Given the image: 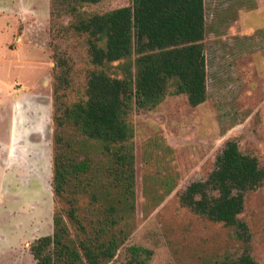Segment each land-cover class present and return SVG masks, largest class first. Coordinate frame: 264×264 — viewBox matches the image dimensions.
<instances>
[{"label": "rangeland", "instance_id": "rangeland-1", "mask_svg": "<svg viewBox=\"0 0 264 264\" xmlns=\"http://www.w3.org/2000/svg\"><path fill=\"white\" fill-rule=\"evenodd\" d=\"M131 3L100 0L82 9L89 16ZM205 4L206 101L195 107L187 95L171 94L152 109L131 111L129 140L111 149L87 140V154L101 175L93 180L100 190L112 179L108 167L113 153L121 147L134 156L130 235L106 264H138L133 245L151 250L147 264H222L244 249L236 227L195 213L180 195L191 182L209 177L228 140H236L264 166V0ZM50 9L51 0H0V264H35L30 244L53 232L55 209L68 208L74 198L80 218L90 223L94 217L95 188L88 184L93 172L73 182L59 203L52 189L54 86L60 72L54 57L67 58L71 66L65 105L86 98L94 66L85 36L66 33L70 17L57 21L60 32L52 37ZM16 112L24 115L19 126ZM60 131L76 149L82 148L78 130L66 126ZM112 192L120 196L117 188ZM240 217L250 227L254 258L264 264V184L246 194Z\"/></svg>", "mask_w": 264, "mask_h": 264}, {"label": "trees", "instance_id": "trees-1", "mask_svg": "<svg viewBox=\"0 0 264 264\" xmlns=\"http://www.w3.org/2000/svg\"><path fill=\"white\" fill-rule=\"evenodd\" d=\"M99 1L51 0L52 37L60 32L57 21L70 17L66 33L85 36L94 66L89 72L86 98L65 105L71 66L67 58L54 57L60 72L55 74L54 86L53 120L57 129L52 189L59 203L66 199L73 182L86 180L93 172L88 184L95 188L94 217L90 223L79 217L76 198L68 208L55 209L53 232L30 244L35 264H106L130 235V211L136 200L134 156L121 147L119 153H113L108 167L112 179L100 190L93 180L101 175L99 168L93 169L95 160L87 154V140L102 142L111 149L131 138L128 118L132 110L152 109L171 94L187 95L190 105L196 107L208 95L205 0H132L128 6L84 15V4ZM66 126L83 136L82 148L76 149L61 134L60 128ZM82 153L84 158L79 157ZM263 184L264 166L258 157L245 153L236 140H228L209 177L191 182L180 195L181 203L195 213L236 227L244 249L222 264H259L251 250L250 227L240 215L246 194ZM114 188L120 196L112 192ZM130 249L136 263L147 264L151 250L136 245Z\"/></svg>", "mask_w": 264, "mask_h": 264}, {"label": "crops", "instance_id": "crops-1", "mask_svg": "<svg viewBox=\"0 0 264 264\" xmlns=\"http://www.w3.org/2000/svg\"><path fill=\"white\" fill-rule=\"evenodd\" d=\"M16 125L19 126L18 124L22 121H24V115L23 113H19V112H16ZM15 115H13V117H10V118H14ZM18 122V123H17Z\"/></svg>", "mask_w": 264, "mask_h": 264}]
</instances>
